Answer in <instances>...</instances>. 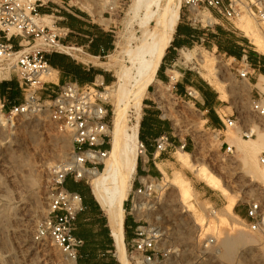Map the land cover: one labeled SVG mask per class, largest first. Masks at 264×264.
Segmentation results:
<instances>
[{
	"label": "rangeland",
	"instance_id": "obj_1",
	"mask_svg": "<svg viewBox=\"0 0 264 264\" xmlns=\"http://www.w3.org/2000/svg\"><path fill=\"white\" fill-rule=\"evenodd\" d=\"M85 2L87 4L85 7L92 8L96 12L90 14L85 11L92 20L103 28L114 30V49L98 59L99 63H107L111 55L120 51L125 35L128 36L130 32L126 21L131 0H86ZM203 14L209 16L207 13ZM187 15L186 8L181 7L179 23L186 22ZM100 17L106 19L109 22L108 25L101 23ZM240 20L237 19L231 24L220 21L214 27L221 38L243 43L250 48L252 53L264 57V53L256 49L251 38L241 29ZM254 23L259 28L264 27ZM220 30L231 35L225 37ZM68 46L79 48L74 45ZM191 49H197L208 57H217L221 61V69L218 73L221 83L225 86L224 94L226 93L227 101L222 100L221 91L210 84L223 101V109L220 112L231 114L233 110H239L245 123L253 126L256 132L251 138L245 137L242 128L238 125L234 128H225L217 134L207 129L211 127L210 123L203 126L205 120L202 119H206L207 116L192 111L191 118L194 122L195 135L203 145L201 154H197V161H195L194 156L192 160L194 159L195 164H209L210 167L207 165L209 169L222 179L227 190L208 186L193 168L184 166L179 161L181 154V149H179L170 155L162 156L158 160V167H162L166 171V174L163 173V184L165 185L163 186L162 182L156 183V188L159 190L144 200L147 207L139 217L143 215L149 223L162 227L161 246L170 249L172 252L168 264H264V231L250 229L245 212L248 204L252 201H260L264 204V178L256 175L254 169L250 170L243 164V145H247L257 153L258 166L264 167L260 163V157L264 155V146L260 145L258 140V134H264V120L254 116L250 107L251 98L258 97L259 94L262 95L264 103V92L257 87L258 82H263L262 75L264 74L260 75L259 71L250 70V78L242 80L237 76L236 71L242 62H238L230 55L214 47V41L199 42L179 51L176 64L172 68L175 71L172 75L174 77L172 83L156 81L150 86L145 98L152 97L155 89H159L165 96V92L173 88L172 84L180 78L179 72L183 70L193 72L197 76L196 78L199 80L203 78L208 82L201 75V71L204 69L197 59H193L187 64L178 62L181 54ZM65 52L66 50H64ZM72 52L81 57L88 56L83 50H72ZM73 57L81 61V58ZM98 68L113 76L112 80L104 85L106 87L114 85L116 82L114 70H106L105 66L101 65ZM47 79L52 80L50 77ZM110 98V104L114 111L115 92L114 96H110ZM143 112L144 104L142 118ZM127 120L128 123L135 122V113L132 108H129ZM203 129L205 132L202 133L201 130ZM64 139L68 140L69 145L65 156H61L59 152H61ZM224 142L234 146L233 153L225 152L226 145L220 150ZM71 150V134L58 130L46 113L16 117L0 129V264H66L67 260L64 253L52 239L37 240L35 235L43 227L49 214L50 197L48 198V196L51 195L52 170L54 166L70 157ZM104 167L102 166L101 170ZM151 168L158 172V169L153 165ZM176 174H181L190 182L197 200V207L202 218H204L203 225L205 220L207 224H210L205 228L207 231L203 230L201 235L200 225L196 223V216H193L196 210L194 211L193 207L187 204L184 205L180 200L178 189L167 181ZM80 183L92 189L90 179L81 180ZM136 187L134 177L128 199L125 202L126 217L131 216L130 199L132 190ZM42 196L47 199L44 210L40 211L38 198ZM234 197L238 199L234 207L238 216H233L231 221L237 228L242 229L240 232L235 231L236 234L241 233V236L250 242L239 249L234 260L229 261L221 257L220 254L223 251L221 241L227 234L231 233V230L228 227H221L216 215L218 217L225 215V207ZM141 208L142 206L137 204L134 213L139 214ZM188 209L189 211H187ZM215 210L217 211L216 214ZM103 214L106 217L104 210ZM210 234L217 238V243L205 248L202 246L201 240ZM126 244L131 260L135 264L127 241ZM218 248L220 249L217 250Z\"/></svg>",
	"mask_w": 264,
	"mask_h": 264
},
{
	"label": "built area",
	"instance_id": "obj_2",
	"mask_svg": "<svg viewBox=\"0 0 264 264\" xmlns=\"http://www.w3.org/2000/svg\"><path fill=\"white\" fill-rule=\"evenodd\" d=\"M85 1L0 0V84L15 79L21 92L20 102H14L0 92V129L16 117L46 113L58 130L72 136L70 157L52 170L49 214L35 235L37 240L52 239L64 253L68 264H80L79 252L83 240L74 235V229L78 215L85 206L82 194L67 187V179L72 177L77 182L88 180L91 171L105 166L112 146L113 109L105 82L80 84L68 81L55 91L52 89L55 85L53 80L46 79L52 73L57 74L48 60V53L64 52L65 48L70 47L61 42L55 14L61 10L73 12L76 8L85 12ZM182 5L188 11L187 22L194 27L210 28L220 21L231 24L244 15L264 25V0H182ZM43 9L49 13H44ZM202 13L209 14V22L201 17ZM45 16L52 17L54 26L45 23ZM240 62L236 69L237 76L247 80L252 70L248 56L244 55ZM165 94L155 89L153 105L159 117L170 123L171 132L156 138L155 149L151 153L140 137L137 144L143 174L138 175L139 185L132 190L130 199V215L135 224L129 247L135 264H168L172 254L170 249L161 246L162 227L149 223L143 215L139 217L147 207L144 200L156 194V183L163 181L164 174L158 167V160L164 154L170 155L181 149L190 151L197 161V154L200 155L203 149L201 140L195 135L191 118L192 111L200 112L202 116L205 114L195 102L197 91L188 89V98L179 96L173 88ZM250 107L254 116L264 120L261 94L251 98ZM219 117L222 126L207 129L219 134L225 128L239 125L243 136L248 138L256 132L253 126L245 123L239 110H233L231 114L221 113ZM202 120H205L203 126L208 124L207 119ZM224 145L226 153H233L234 146L228 142H224L220 150ZM260 163L264 165V155L260 157ZM150 164L158 169L159 174L152 173ZM137 204L143 205L139 215L133 212ZM246 217L250 229L264 231L263 203L250 202ZM203 232L200 226V235ZM201 243L208 248L217 243V238L206 235Z\"/></svg>",
	"mask_w": 264,
	"mask_h": 264
},
{
	"label": "bare ground",
	"instance_id": "obj_3",
	"mask_svg": "<svg viewBox=\"0 0 264 264\" xmlns=\"http://www.w3.org/2000/svg\"><path fill=\"white\" fill-rule=\"evenodd\" d=\"M181 7L182 0H131L126 21L130 32L128 36L125 35L120 51L111 55L107 63H99L97 57H81L79 54L72 52V50L81 51L80 48H65L66 52L81 58L84 62L105 66L106 70H114L115 72V84L106 87L109 96L113 97L114 92L116 94L111 133L112 146L103 170L95 169L91 171L89 179L92 183L93 194L105 211L114 239L115 255L120 264H133L126 244L125 202L128 199L138 167L137 144L140 137L143 104L150 86L157 81L158 70L180 21ZM86 10L90 14L96 13L92 8L86 7ZM201 17L208 22L210 20V16L206 14L202 13ZM241 18V20L239 19L241 29L251 38L256 49L264 53V27L259 28L249 16L244 15ZM44 21L49 26H54L52 17L45 16ZM100 22L106 25L109 23L102 17H100ZM193 59H197L202 65L204 71H201V75L205 77L209 84L216 86L221 91L222 100L227 101L226 93L224 94L225 86L221 83L218 73L221 69V61L217 57H208L197 49H191L183 52L178 62L187 64ZM55 75L56 73H52L49 77L52 80H57V75ZM262 79L263 82H258L257 87L264 92V75H262ZM129 108H132L135 113V122L132 123H128L127 120ZM258 140L259 144L264 146V134H258ZM68 145V140L64 139L60 149L61 152H59L61 156H65ZM250 146L252 147V145ZM257 156V153L251 150L249 146L243 145L244 167L250 170L254 169L256 175L264 178V167L258 166ZM145 159L147 158L145 157ZM179 161L184 166L193 168L208 186L219 190H227L222 179L209 169V165L193 162L190 151L181 150ZM159 169L166 174L164 168L160 167ZM167 181L178 189L181 202L197 211L193 213V216H196V223L207 231L205 228L210 224H207L205 220L203 225L204 218H202V214L197 207V200L190 182L181 174H176ZM160 182L163 184V181ZM46 199L45 196L38 198L40 211L44 210ZM237 200L235 197L230 199L225 207V215L220 217L216 215L220 226L228 227L231 230V233L227 234L221 241L223 251L220 254L221 257L229 261L234 260L239 249L250 242L243 238L241 233L236 234L235 231L240 232L242 229L237 228L231 221L233 216H238L234 211ZM140 206L143 208V205ZM214 212L217 213L216 210Z\"/></svg>",
	"mask_w": 264,
	"mask_h": 264
},
{
	"label": "crops",
	"instance_id": "obj_4",
	"mask_svg": "<svg viewBox=\"0 0 264 264\" xmlns=\"http://www.w3.org/2000/svg\"><path fill=\"white\" fill-rule=\"evenodd\" d=\"M44 13L48 10L43 9ZM49 13V12H48ZM56 27L60 31L61 42L65 45L78 46L89 57L102 58L115 47L114 30L103 28L92 20L89 14L79 9L73 12L61 10L55 14ZM224 27V24H222ZM220 29V28H219ZM225 37L231 34L220 30ZM214 41V47L225 54L230 55L238 62L247 55L253 72L259 71L264 74V57L252 53L250 48L243 43L233 40H225L219 36L215 27H194L189 22H180L176 28L173 40L168 47L164 59L157 73V81L161 83H172V69L181 49L188 48L199 42ZM51 66L57 71V80H53V90L68 81H76L80 84H91L102 80L108 83L113 76L105 70L98 68L99 65L91 62L79 61L69 53L51 52L47 55ZM110 71V70H109ZM180 78L172 84L175 92L184 98H188L187 90L193 88L197 91L196 104L200 110L205 112L207 122L211 127L222 126L219 115L223 109V101L217 92L203 78L190 71L179 72ZM10 88V89H8ZM0 92L14 102L21 101V92L17 81L0 84ZM144 116L140 126V137L147 144L151 153L155 149V140L159 136L170 133L171 126L168 121L159 117L158 110L153 105V96L144 100ZM178 141V140H176ZM191 145L189 144V148ZM166 155V154H164ZM150 164V169L152 170ZM153 174H159L152 170ZM143 174L142 162H138L135 176V185H139L138 175ZM66 185L73 191H78L84 197V210L78 215L75 223L74 235L83 240L79 252L80 264H120L114 250V239L107 218L103 214L101 205L95 198L93 191L80 181L72 177L67 179ZM81 188L80 190L78 188ZM246 212V210H245ZM134 221L132 216L126 217L125 230L126 241L129 243L134 237Z\"/></svg>",
	"mask_w": 264,
	"mask_h": 264
},
{
	"label": "trees",
	"instance_id": "obj_5",
	"mask_svg": "<svg viewBox=\"0 0 264 264\" xmlns=\"http://www.w3.org/2000/svg\"><path fill=\"white\" fill-rule=\"evenodd\" d=\"M141 139H142V136H141ZM81 184V183H80ZM79 190L81 189L80 187L78 188Z\"/></svg>",
	"mask_w": 264,
	"mask_h": 264
}]
</instances>
